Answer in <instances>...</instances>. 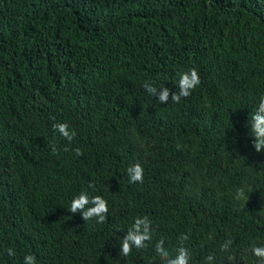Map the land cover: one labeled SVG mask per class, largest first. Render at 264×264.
Instances as JSON below:
<instances>
[{"label":"trees","instance_id":"obj_1","mask_svg":"<svg viewBox=\"0 0 264 264\" xmlns=\"http://www.w3.org/2000/svg\"><path fill=\"white\" fill-rule=\"evenodd\" d=\"M192 68L201 83L179 103L143 87L176 93ZM261 96L264 0H0V264H163L156 242L175 257L182 235L190 264H257ZM136 163L143 183L130 182ZM81 192L108 201L103 224L70 212ZM137 216L152 241L125 257Z\"/></svg>","mask_w":264,"mask_h":264},{"label":"clouds","instance_id":"obj_2","mask_svg":"<svg viewBox=\"0 0 264 264\" xmlns=\"http://www.w3.org/2000/svg\"><path fill=\"white\" fill-rule=\"evenodd\" d=\"M200 83L201 79L198 71L195 68H192L180 75L177 86L179 90L176 93H170V89L167 87L158 88L153 81H145L143 87L150 95L158 97V101L161 104H167L169 98H171L174 103H179L182 97H189L192 94V91L198 87ZM249 125L250 134L255 137L252 141L255 150L257 152L264 151V96L260 97L257 108L250 114ZM53 128L68 141H72L76 135L74 131L70 130L67 123H54ZM51 147L53 153H55L57 148L55 145H52ZM75 154L80 156L83 155V152L80 149H76ZM127 173L131 183H143L144 169L140 163L130 166L127 169ZM89 187L94 189L95 186L90 184ZM245 198V189H237L235 199L244 200ZM70 212L73 214L80 212L85 221L95 218L97 223L103 224L107 220L109 213L108 201L100 195L90 197L87 192H81L72 200ZM188 239V235H182L181 246L176 249L177 255L175 257L171 256L168 249L164 247V239H160L156 242L155 252L163 261V264H190L191 253L183 246V241H187ZM151 241L152 228L150 219L148 216H137L123 238L121 255L127 257L131 254L133 247L141 249L147 247L146 242ZM232 243L233 241L231 238L227 239L221 245V251H229ZM251 252L258 258L257 264H264V245L257 246L253 244ZM8 255L15 256L16 253L13 249L9 248ZM214 259L215 256L210 254L205 258L204 264H213ZM231 259L233 258L230 256L229 260ZM23 264H36V257L32 254L26 255Z\"/></svg>","mask_w":264,"mask_h":264}]
</instances>
